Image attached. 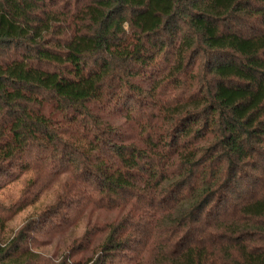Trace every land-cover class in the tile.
<instances>
[{
  "label": "trees",
  "instance_id": "1",
  "mask_svg": "<svg viewBox=\"0 0 264 264\" xmlns=\"http://www.w3.org/2000/svg\"><path fill=\"white\" fill-rule=\"evenodd\" d=\"M28 170L7 217L68 176L0 264H264V0H0V188Z\"/></svg>",
  "mask_w": 264,
  "mask_h": 264
},
{
  "label": "rangeland",
  "instance_id": "2",
  "mask_svg": "<svg viewBox=\"0 0 264 264\" xmlns=\"http://www.w3.org/2000/svg\"><path fill=\"white\" fill-rule=\"evenodd\" d=\"M67 176V174H62L55 178L53 182L45 184L38 191L37 197L32 203L28 204L21 212L10 217L6 216L7 210L10 209L12 203L21 197V194H23L22 189L29 183L31 178L35 177V173L32 170L23 171L18 179L4 183L0 188V217H6L4 218V225L1 224L0 220V241H5V239L12 236L24 224L23 222L26 219L36 216L39 211L52 203L58 192L62 190L61 188L67 180ZM117 213V210L110 212L105 209H96L92 214V219L99 218L101 221H107L111 220ZM86 223L87 217L82 216L70 228L62 230L54 236L42 232L38 233L37 239L44 240V243H41L35 249L45 254H60L63 248L71 242L72 236L79 235L85 229Z\"/></svg>",
  "mask_w": 264,
  "mask_h": 264
}]
</instances>
